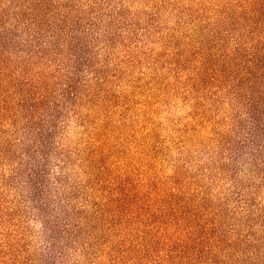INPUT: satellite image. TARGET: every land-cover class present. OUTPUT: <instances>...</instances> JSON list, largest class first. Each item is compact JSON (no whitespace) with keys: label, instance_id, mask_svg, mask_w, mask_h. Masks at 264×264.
Wrapping results in <instances>:
<instances>
[{"label":"trees","instance_id":"16d2710c","mask_svg":"<svg viewBox=\"0 0 264 264\" xmlns=\"http://www.w3.org/2000/svg\"><path fill=\"white\" fill-rule=\"evenodd\" d=\"M106 2L0 0V252L13 250L31 216L52 233V247L64 215L66 227L75 217L89 235L101 223L119 236L109 260L97 256L93 264H264V199L257 196L264 185V0H159V7H200L199 28L213 41L193 36L183 48H173L174 28L163 32L156 12L147 20L148 11L130 10L126 0L119 9ZM128 10L131 23L122 21ZM143 63L166 66L190 117H204L207 102L230 101L231 117L245 108L249 137L227 148L225 140L229 159H214L187 188L158 173L133 184V171L108 168L109 122L93 114L117 98L128 67ZM73 122L94 126L84 147L89 180L71 169ZM243 149L252 151L246 163L260 184L241 175ZM227 177L233 209L204 196Z\"/></svg>","mask_w":264,"mask_h":264},{"label":"rangeland","instance_id":"374dc122","mask_svg":"<svg viewBox=\"0 0 264 264\" xmlns=\"http://www.w3.org/2000/svg\"><path fill=\"white\" fill-rule=\"evenodd\" d=\"M122 1L125 0H107L104 6L109 4L119 9L118 6ZM126 1L131 4V7L127 6L132 11L133 9L148 11L150 15L147 20L155 19L151 14L156 12L158 21L162 22L163 32L167 33L168 29L173 27V36L176 39L173 48L189 45V40L193 36L197 40L199 38L213 41L207 31L199 28L198 24L202 21L200 7H183V4L178 7L180 3H168L159 7V0ZM110 9L112 8L107 10V15ZM128 12L129 10L122 21L131 23L134 17ZM109 22H112L111 19ZM144 44L146 45L143 48L149 47V43ZM155 46L158 50L162 47L159 41H156ZM120 56L122 57L121 54ZM129 67L128 69L133 71L125 76L121 84L115 85L117 98L110 106L105 105L93 114V119L97 123L109 122L105 129V138L109 139V144L106 146L109 155L108 168L113 173L116 171L117 174L122 175L121 173L133 171L130 177L133 184L147 181L150 175L158 173L163 178L177 177L178 181L187 188L194 180L193 177L201 179V174L210 167L214 159L218 161L229 159L225 155L227 153L225 149H222L225 140L226 144L223 146L227 148L230 141H243L249 137L246 134L249 121L241 117L245 111L244 106L235 107L231 117L228 116L230 101H223L224 103L213 107L207 102V112L204 117L197 120L198 118L189 116L191 104L185 103L181 90L176 84L174 85V80L165 65L143 63L139 67ZM106 114H108L107 118L104 117ZM93 129L94 126H90L87 130L73 122L71 133L66 140L72 150L78 149L72 156L74 165L71 169L75 177L80 180L92 179L86 171L85 158L89 156V152L84 147L87 145V140L91 139L90 131ZM79 149H82L81 152ZM247 152L252 151L243 149L239 157V162L243 164L241 175L252 183L260 184L259 174L246 163ZM107 173L110 175L109 172ZM232 182L230 177L214 181V187L217 186L208 190L204 196L212 199L217 205L224 200L225 206L233 209L237 206L238 200L233 194ZM205 183L207 184L206 181ZM219 186L225 189L220 192L221 197L218 191L222 189ZM262 187L263 189L257 192L261 200L264 199V185ZM250 190L251 187L248 188V191ZM224 214L226 216L231 213L225 211ZM65 218L64 215L61 216V225L56 227L57 234L53 233L54 236L59 237V241L52 247H50L52 233L45 230L44 224L33 216L27 218L24 223L25 230H21L24 233L14 241L16 244L13 250L6 249L7 256L4 252H0V264H93L97 256L100 262L109 260L111 252L114 251V242L119 239L115 232L109 233L106 227L97 223L96 229L89 235L78 218H73L70 227H66ZM228 223L229 221L226 225ZM106 233L109 235L107 236ZM5 239L0 236V243ZM105 243H107L106 250H104ZM11 245L13 246V243ZM0 250H2L1 246ZM115 256H119V253ZM128 258L131 259V255ZM116 263L117 261L114 264Z\"/></svg>","mask_w":264,"mask_h":264}]
</instances>
